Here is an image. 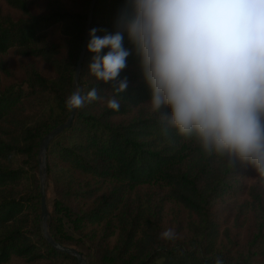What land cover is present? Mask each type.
<instances>
[{
	"label": "trees",
	"instance_id": "obj_1",
	"mask_svg": "<svg viewBox=\"0 0 264 264\" xmlns=\"http://www.w3.org/2000/svg\"><path fill=\"white\" fill-rule=\"evenodd\" d=\"M91 3L0 0V264H80L43 235L40 147L70 115L65 100L75 90ZM125 7V0H97L91 29L114 33ZM124 47L131 52L119 77L128 79L126 92L89 74L94 53L86 50L79 90L95 87L101 99L77 109L48 146L52 236L89 264H214L217 256L264 264V186L255 167L230 166L175 129L165 136L127 33ZM114 95L119 111L107 107ZM144 187L164 195L143 201ZM168 228L175 240L160 238Z\"/></svg>",
	"mask_w": 264,
	"mask_h": 264
},
{
	"label": "clouds",
	"instance_id": "obj_2",
	"mask_svg": "<svg viewBox=\"0 0 264 264\" xmlns=\"http://www.w3.org/2000/svg\"><path fill=\"white\" fill-rule=\"evenodd\" d=\"M117 31L96 35L86 44L94 53L88 65L96 81L112 83L116 94L126 92L130 50L139 56L151 89L150 106L159 114L161 132L170 129L195 140L202 151L250 163L264 186V0H125ZM104 49H108L103 53ZM98 89L74 91L69 110L100 100ZM114 95L107 107L119 111ZM167 108L170 111H162ZM165 241L176 239L168 228ZM214 264H225L217 256Z\"/></svg>",
	"mask_w": 264,
	"mask_h": 264
},
{
	"label": "water",
	"instance_id": "obj_3",
	"mask_svg": "<svg viewBox=\"0 0 264 264\" xmlns=\"http://www.w3.org/2000/svg\"><path fill=\"white\" fill-rule=\"evenodd\" d=\"M96 1L97 0H92L91 7H90L89 19H88L87 28H86V38H85L82 52H81V55L79 57L77 67H76L75 90L74 91L79 90V77H80L84 57H85L86 50H87L86 44L88 40L90 39L89 30L91 29L93 11H94ZM76 111L77 109H72L66 122L54 128L50 133H48L44 137L43 141L41 142V147H40V181H41L40 182V193H41V216H42L41 226H42V230L45 235V238L52 245L53 248H55L56 250L60 252L76 257L80 264H88L87 260L84 258V255L81 251L77 250L76 248L59 243L58 241L54 239L52 234H50L49 223H48L49 210H48L47 198H46V170H47L46 160H47L48 146L54 138L60 135L64 130L70 128L74 120Z\"/></svg>",
	"mask_w": 264,
	"mask_h": 264
},
{
	"label": "rangeland",
	"instance_id": "obj_4",
	"mask_svg": "<svg viewBox=\"0 0 264 264\" xmlns=\"http://www.w3.org/2000/svg\"><path fill=\"white\" fill-rule=\"evenodd\" d=\"M47 170H46V198H47V206H48V210H49V220H48V223H49V230H50V234H51V208H50V197H51V193H52V187H51V183L52 180L49 178V169H48V156H47ZM39 178H40V171H39ZM41 182V181H40ZM139 191L143 192V194L145 192H150V193H145V195L142 197V200L143 201H146L148 199H150L152 196L154 198H159L161 196L164 195V193H162L161 189L157 188V187H152V188H149V187H144V188H141ZM132 196H135L136 197V191H134V194ZM236 202V199L235 198H230L228 203L230 205H234ZM172 204V203H169L167 205V207ZM167 218H171V214L167 213ZM41 223H42V216H41ZM42 227V226H41ZM43 231V230H42ZM44 235V233H43ZM45 236V235H44ZM68 246V245H67ZM70 247H73V246H70ZM75 248V247H73ZM77 249V248H76ZM78 250V249H77ZM80 251V250H79ZM82 252V251H81ZM83 253V252H82ZM84 255V258L87 260L88 264H89V259L88 257ZM55 264H73L70 260H66V259H57L55 260Z\"/></svg>",
	"mask_w": 264,
	"mask_h": 264
}]
</instances>
